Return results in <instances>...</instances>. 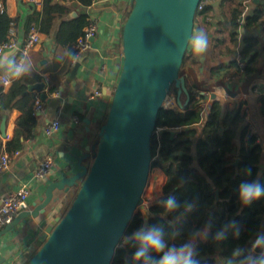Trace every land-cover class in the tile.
<instances>
[{"label":"water","instance_id":"obj_1","mask_svg":"<svg viewBox=\"0 0 264 264\" xmlns=\"http://www.w3.org/2000/svg\"><path fill=\"white\" fill-rule=\"evenodd\" d=\"M201 2L131 1L122 29V68L113 82L110 107L97 140L81 155H73L76 167L56 171L62 176L48 183L38 202L31 204L32 209L19 214L2 230L6 234L25 220L45 216L60 200L54 198L56 191L68 194L77 189L65 215L55 227L47 228L42 247L22 264H112L120 238L137 210L144 213L146 223L157 217L143 200L152 170V137L172 88L181 111L191 104L182 66ZM217 4L216 1L213 6ZM79 66L75 65L67 83L74 80ZM45 87V83L33 84L25 95L37 91L42 100H47ZM0 132L6 138V119L1 122ZM2 146L0 140V151ZM238 164L239 159L234 164L236 174ZM216 195L218 200L219 191ZM97 215L99 221L94 219ZM211 216L207 215L202 228ZM4 263L5 259L0 261Z\"/></svg>","mask_w":264,"mask_h":264},{"label":"crops","instance_id":"obj_2","mask_svg":"<svg viewBox=\"0 0 264 264\" xmlns=\"http://www.w3.org/2000/svg\"><path fill=\"white\" fill-rule=\"evenodd\" d=\"M64 1L63 3L73 6L72 13H76V17L81 13H86L89 17L90 13V16L99 20V33L93 40L92 47L81 56L78 72L71 83H67V79L77 63L59 62L57 56L64 49L57 47L52 38H46L41 34V43L30 53L32 71L28 76L40 75L44 78V82L41 83L46 85L44 93L48 97L45 100L47 105L46 110L38 116L34 140L26 142L17 150L19 155L14 157L10 171L0 173V207L3 199L17 192L24 183H29L32 190L30 204L38 202L48 183L62 176L55 173L56 171L60 169L64 171L68 166L71 168L77 166L73 155H81L87 146L94 143L95 128L105 118L102 112L103 102L110 98L114 88L113 82L122 68V29L132 0H99V3L91 9L88 8L89 5L85 7L74 0ZM216 1L218 4L214 5L217 7L214 15L217 21L222 20L225 15L229 16L234 5L242 2V0H227L224 7L219 8L223 0H214ZM0 3L4 5L7 16L14 19L15 40L18 45H22L30 32L26 28L27 18L34 12H41L42 5L33 8L24 0H0ZM254 5L255 9L258 5L264 7V0L254 1ZM209 14L213 15V13ZM204 16H199L195 29L205 30L210 44L206 53L200 57L195 56L191 46L189 47L190 53L182 66L186 84L192 91L200 92L199 99L201 98L204 119L209 114L212 104L217 101L222 105L225 116L239 115L243 118L244 122L240 127H248L264 148V120L261 114V99L264 98V15L262 25L254 31L262 44L258 48V57L251 75L239 71L236 64L237 56L241 53V36L245 33H240V46L238 48L233 46L234 49L231 46L234 51L227 54L230 47L229 38L216 35L215 32L218 31L216 22H213L215 26L210 32ZM209 21L212 19L209 18ZM104 60L108 64L106 70H102L101 67ZM52 87H57V90L50 93ZM98 88L103 94L107 89V94H104V101L92 102L90 98ZM55 92L59 93L57 97H53ZM37 93L41 98V93ZM173 95L176 97V92ZM192 106L190 104V107ZM20 117L21 112L18 110L4 115L6 138L3 139L0 132V140L3 143L1 151L5 150L7 142L14 139L16 124ZM53 122L60 123V131L52 138L44 137V129ZM47 159L54 161L53 171L44 179L36 180L35 171ZM70 172L71 169L68 173ZM153 173L155 174L153 183L159 184V187L155 189L150 187L153 191L150 190L149 194L152 199L147 198L148 205L164 196L162 187L165 176L157 169ZM148 188L147 185L145 196ZM75 192L76 189L68 194L56 191L54 198L59 197L60 200L52 204L54 209L45 216L36 220H25L6 234L1 231L0 261L5 259L4 264H22L24 259H30L42 247L47 228L52 227L57 221L61 209L67 206L68 200Z\"/></svg>","mask_w":264,"mask_h":264},{"label":"trees","instance_id":"obj_3","mask_svg":"<svg viewBox=\"0 0 264 264\" xmlns=\"http://www.w3.org/2000/svg\"><path fill=\"white\" fill-rule=\"evenodd\" d=\"M74 1L85 7L90 5L89 0ZM63 2L65 1L43 0L41 12H34L28 16L26 28L28 32L35 28L46 38H52L57 47L73 50V45L82 35L88 15L81 13L77 17H71L73 6ZM226 3L227 0H223L219 8L224 7ZM216 9L217 7L212 4H205L202 10H198L195 26L201 15H205L204 21L207 22L209 31L213 30L215 26L213 22H216L218 27L216 35L229 38L230 47L227 54L240 46V33L244 32L245 34L241 36L240 49L244 66L241 67L238 61L236 64L239 71L251 75L258 57V48L262 44L254 31L262 25L264 7L258 5L255 9L254 5V8L243 17L244 5L241 2L234 5L229 16L225 15L219 21L214 15ZM209 18L212 21H209ZM14 23V19L9 18L5 12L0 14V44L8 41L9 30ZM189 53L190 51L187 52L185 59ZM41 82H44V78L36 75L26 76L14 82L10 88L0 85V124L6 113L15 110L21 112L14 139L6 143L5 150L8 152L17 151L26 142L34 140V131L38 126L34 103L40 94L25 93L31 85ZM56 90L57 87H52L50 93ZM171 91L176 92L174 88ZM189 91L192 95V107L189 106L185 111L163 107L159 112L156 132L152 137V170L153 172L156 169L160 170L165 176L163 195L173 194L181 203L188 200L194 204L193 210L185 213L183 219L175 225L180 229L181 236L173 242L179 243L190 237L193 231L201 230L205 218L211 213L207 224L211 225L209 238L199 243V258L202 264H224L225 258L231 255L234 247L246 244L250 246L255 234L264 231V198L251 206L241 208L237 195L239 184L245 180L258 179L264 183V148L248 127H240L244 122L243 118L239 115L225 116L222 105L217 101L212 104L209 114L204 119L201 98L194 96V90ZM113 92L114 88L111 97ZM261 103L264 120V98L261 99ZM237 159L238 174L233 166ZM247 169H251L250 176L245 174ZM181 177L186 178L187 182L177 189V182ZM148 208L150 213L157 217L148 219L147 223L163 224L166 231L169 230L168 221L175 219V215H162L163 209L158 204H151ZM228 220H235L239 225L240 239H234L230 235L221 244L213 242L211 234ZM142 222L146 223L145 215L138 211L125 234ZM131 251L118 246L112 264H123L125 257H130Z\"/></svg>","mask_w":264,"mask_h":264},{"label":"clouds","instance_id":"obj_4","mask_svg":"<svg viewBox=\"0 0 264 264\" xmlns=\"http://www.w3.org/2000/svg\"><path fill=\"white\" fill-rule=\"evenodd\" d=\"M192 53L203 56L208 50L210 41L205 30L200 29L192 33L189 38ZM81 59L79 52L65 49L58 54L61 63H78ZM32 71V61L27 53L17 57L15 51H0V85L10 88L16 81L24 79ZM246 175H251L247 169ZM187 182L184 177L179 178L177 189ZM238 202L243 207L251 206L254 202L264 198V183L258 179L241 182L237 190ZM163 209L162 215H175V219L168 221L169 230L163 224L141 223L131 232L121 236L119 247L131 249L130 257H125L123 264H202L199 258L198 241L209 238V224L203 230L197 229L187 239L175 243L181 236V231L175 225L183 219L185 213L193 210L194 204L188 200L181 203L176 195L168 194L157 201ZM94 219L99 221V215ZM239 240L241 229L235 220L225 221L217 231L211 234V240L218 244L225 242L229 236ZM224 264H264V231H258L251 245H238L233 248Z\"/></svg>","mask_w":264,"mask_h":264},{"label":"built area","instance_id":"obj_5","mask_svg":"<svg viewBox=\"0 0 264 264\" xmlns=\"http://www.w3.org/2000/svg\"><path fill=\"white\" fill-rule=\"evenodd\" d=\"M28 5L33 8H38L42 5L43 0H24ZM90 5L88 8H92L99 3V0H89ZM131 1V0H130ZM244 5L243 17L246 16L253 8H254V0H242ZM212 4L214 0H203L199 6L198 10H202L205 4ZM5 12L4 5L0 3V14ZM99 21V20H98ZM96 18L90 16L87 19V23L83 28L82 35L77 39L76 43L73 45V50L79 52L80 56L85 54L91 47L92 42L96 38L99 33V24ZM15 27L12 24L9 30V39L8 41L0 44V51H15L18 57L24 53L30 55V53L41 43V33L37 31V29L32 28L29 32L28 37L25 39L22 45H18L15 40ZM237 61L241 66H244V62L242 60V56L239 54L237 56ZM102 70H106L108 64L104 60L101 64ZM193 94L196 98H199L200 92L198 90H194ZM59 95L58 92L53 94V97H57ZM111 96L108 99V102H103L104 107L102 108V112L104 117H106L107 111L110 107ZM104 99V94L101 89H96L94 94L91 96L90 100L92 102H102ZM104 101V100H103ZM46 101L42 100L40 97L36 99L34 103V112L36 115H40L46 110ZM164 107L166 109H179L178 101L176 100L175 95H168L165 101ZM104 119V118H103ZM61 129V125L59 122H53L48 125L44 131L43 135L46 138L54 137ZM19 155L18 151L15 153H10L6 150H2L0 152V173L8 172L11 170L12 163L14 157ZM54 169V161L51 159H47L44 161L39 168L34 173V178L36 180L44 179L51 173ZM31 195L32 190L30 188L29 183H24L20 186L17 192L6 196L0 207V232L21 213L30 210L31 207ZM144 200V199H143Z\"/></svg>","mask_w":264,"mask_h":264},{"label":"rangeland","instance_id":"obj_6","mask_svg":"<svg viewBox=\"0 0 264 264\" xmlns=\"http://www.w3.org/2000/svg\"><path fill=\"white\" fill-rule=\"evenodd\" d=\"M174 94V91H170V93H169V95H173ZM104 122V120H101L100 122H99V124L97 125V127L95 128V135H94V142L97 140V134H98V132H99V129H100V127H101V125H102V123ZM155 174L153 173V170H151V173H150V177H149V181H148V190H147V192H146V196H145V192H144V195H143V199H144V205L146 206V207H149L151 204H147V202H148V199L149 198H151L152 199V196H150L149 194H150V190L151 191H153L152 189H155L156 187L158 188L159 187V184H156L155 182L153 183V176H154ZM150 187H152V189L150 188ZM145 191H146V189H145ZM76 193H77V189H76V192L72 195V197L68 200V203H67V206H64L62 209H61V211H60V215H59V218L57 219V221L56 222H54L53 223V225H52V227H55L56 225H57V223H58V221H59V219H61L64 215H65V213L67 212V210H68V208L70 207V205L72 204V202H73V200H74V198H75V195H76ZM148 198V199H147ZM140 210V208L137 210V212Z\"/></svg>","mask_w":264,"mask_h":264},{"label":"flooded vegetation","instance_id":"obj_7","mask_svg":"<svg viewBox=\"0 0 264 264\" xmlns=\"http://www.w3.org/2000/svg\"><path fill=\"white\" fill-rule=\"evenodd\" d=\"M235 162H236V160H235ZM235 162L233 163V166H234V167H235V165H234ZM235 168H236V167H235ZM162 193H163V192H162ZM164 196H165V195H164ZM206 227H207V226H206ZM203 229H204V228H202L201 230H203ZM200 242H201V241H200ZM200 242H199V243H200ZM199 243H198V245H199Z\"/></svg>","mask_w":264,"mask_h":264}]
</instances>
